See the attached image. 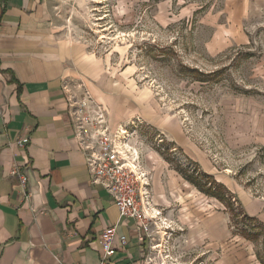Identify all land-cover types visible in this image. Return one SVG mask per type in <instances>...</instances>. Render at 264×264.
<instances>
[{"label": "rangeland", "instance_id": "obj_1", "mask_svg": "<svg viewBox=\"0 0 264 264\" xmlns=\"http://www.w3.org/2000/svg\"><path fill=\"white\" fill-rule=\"evenodd\" d=\"M54 11L55 29L89 56L70 88L84 85L125 130L166 264H260L264 0H58ZM184 169L224 185L263 224L257 240Z\"/></svg>", "mask_w": 264, "mask_h": 264}, {"label": "crops", "instance_id": "obj_2", "mask_svg": "<svg viewBox=\"0 0 264 264\" xmlns=\"http://www.w3.org/2000/svg\"><path fill=\"white\" fill-rule=\"evenodd\" d=\"M57 5L0 0V264H98L110 226L127 239L115 240L110 264H166L162 236L147 261L149 241L119 223L108 194L90 183L64 92L89 56L55 29Z\"/></svg>", "mask_w": 264, "mask_h": 264}, {"label": "built area", "instance_id": "obj_3", "mask_svg": "<svg viewBox=\"0 0 264 264\" xmlns=\"http://www.w3.org/2000/svg\"><path fill=\"white\" fill-rule=\"evenodd\" d=\"M68 105L69 124L73 130L77 150L83 155L92 185H99L110 197L119 212V223L134 221L139 239L154 240L152 225L156 226L149 212L150 203L145 185L138 173L129 165L128 149L120 126L112 128L105 117L104 108L95 101L82 85L80 95L67 84L64 87ZM125 134V133H124ZM29 139L19 137L15 144L25 148ZM116 227L105 228L99 235L100 256L98 264H110L115 254V240L121 247L127 244L126 236L116 235ZM156 246V245H155ZM155 246L150 245L153 250ZM145 258L151 261V257Z\"/></svg>", "mask_w": 264, "mask_h": 264}, {"label": "trees", "instance_id": "obj_4", "mask_svg": "<svg viewBox=\"0 0 264 264\" xmlns=\"http://www.w3.org/2000/svg\"><path fill=\"white\" fill-rule=\"evenodd\" d=\"M188 171L184 169V179L193 185L198 191L205 194L206 196L217 199L220 203H222L230 215V218L233 221L234 225L240 226V232L238 233L248 241L253 242L257 240L258 236L263 230V224L258 221L255 217L248 216L241 203L236 200L232 201L231 194L225 189L224 185L216 183L212 177L203 176L204 179H201L196 175L197 171ZM235 203L237 206H235ZM257 259L260 264H264V257H259L256 254Z\"/></svg>", "mask_w": 264, "mask_h": 264}, {"label": "bare ground", "instance_id": "obj_5", "mask_svg": "<svg viewBox=\"0 0 264 264\" xmlns=\"http://www.w3.org/2000/svg\"><path fill=\"white\" fill-rule=\"evenodd\" d=\"M120 132L122 133L121 134V136H123V138L124 137H126V136H124V133H125V130H124V128L122 127V126H120ZM127 138V137H126ZM129 160H131L129 157H128V161ZM129 165L133 168V169H135L136 170V165H134V163H132L131 161H129ZM141 179V178H140ZM141 182H142V185H145V183H144V180L143 179H141ZM150 213V215L155 219L156 218V215L153 213V210L151 211V212H149ZM158 225V224H157ZM159 226V225H158ZM161 230V229H160ZM161 234H162V236L164 235V232H160Z\"/></svg>", "mask_w": 264, "mask_h": 264}]
</instances>
